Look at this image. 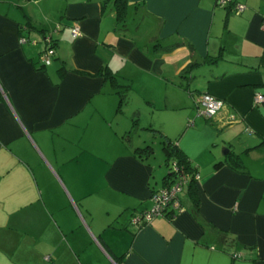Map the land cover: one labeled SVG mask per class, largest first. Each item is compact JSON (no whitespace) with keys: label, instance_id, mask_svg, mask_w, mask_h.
<instances>
[{"label":"crops","instance_id":"crops-1","mask_svg":"<svg viewBox=\"0 0 264 264\" xmlns=\"http://www.w3.org/2000/svg\"><path fill=\"white\" fill-rule=\"evenodd\" d=\"M126 1L122 25L114 0H0V264H264V0H238L239 14L216 0ZM55 27L42 66L38 29ZM104 67L147 100L148 128L180 136L197 214L185 188L172 218L130 222L164 175L133 155L123 134L143 117L117 118ZM159 88L167 108L188 106L168 129L153 123ZM200 93L225 102L213 118L183 105ZM223 147L244 172L214 168Z\"/></svg>","mask_w":264,"mask_h":264},{"label":"trees","instance_id":"trees-1","mask_svg":"<svg viewBox=\"0 0 264 264\" xmlns=\"http://www.w3.org/2000/svg\"><path fill=\"white\" fill-rule=\"evenodd\" d=\"M238 2H239L238 0H231L230 3H227L224 6L228 7L234 13H236L234 4ZM126 9H127L126 0H114V10H115L116 19L122 25H125V22L127 19ZM38 30H40L43 33L44 41H45V37L47 36L51 37V42L49 43V46L52 45L55 48L56 42H57L55 35L56 33H58V30H59L58 27H55L52 29H38ZM46 45L47 43L45 44V48L47 47ZM216 58L217 57H214V56H207L206 61L214 62L216 61ZM195 65H196V62L188 63L180 72V76L185 77V78L189 77V73L191 72V70L193 69ZM42 66H45V65L42 64ZM99 73L103 76L104 79H107L110 81L112 87L114 88V93L118 97L117 111H121L128 104L129 99H130V92L132 89L130 82H126V83L119 82L117 78V74L115 72H111V70L108 67L102 68ZM184 86L188 88L187 84ZM133 121H134V124L132 128L128 132L123 134V137L127 140L128 146L131 147L133 155L139 160L147 161L149 160V158L153 156L154 148L151 144L147 142L144 143L143 145L134 146V147L131 145V137L133 136V128H135L137 125V113L134 114ZM151 130L155 132L157 131L154 128H151ZM160 136H161V139H160L161 148H162V153L164 156V164L168 169V171L163 176V185L160 188H163V187L169 188L172 186L173 183L185 177L187 179V182L185 183L183 190L187 188V192L189 196L191 197L193 204H194L193 206L194 213L197 214L198 196H197V189H196V180L198 179H196L195 177L196 174L198 173L197 167L193 164L191 159L184 153V151L179 146L178 141H179L180 136L172 139L162 134L161 132H160ZM224 164L228 165L229 167L237 171H241V172L245 171V167H244L240 154L235 152L232 149H230L229 152L225 155L224 160L214 163V168L218 169ZM145 210L147 209L133 212L131 218L133 216H137L140 213H143ZM177 213L178 212L176 210H168L167 214L164 216L168 218H172ZM130 222H131V219H130ZM145 223L147 222H140L134 226L139 227ZM224 235L226 234L218 230L219 240L222 242L225 239Z\"/></svg>","mask_w":264,"mask_h":264},{"label":"built area","instance_id":"built-area-1","mask_svg":"<svg viewBox=\"0 0 264 264\" xmlns=\"http://www.w3.org/2000/svg\"><path fill=\"white\" fill-rule=\"evenodd\" d=\"M219 5H226L230 3L231 0H216ZM235 12L240 13L245 9V5L242 3L234 4ZM71 34L73 37L81 35L80 26L75 22L71 28ZM22 40H25L23 38ZM45 42L47 47L44 52L40 55V61L43 65H48L51 63L52 57L55 52V48L49 43L51 42V37H45ZM264 100V96L261 93H257L254 97L255 103H260ZM194 103L197 108V113L206 118H213L218 112L224 107L225 102L209 93H200L194 98ZM230 118L233 121L234 117ZM196 179H199L198 173L196 174ZM187 179L183 177L181 180L172 184L169 188H159L151 193L150 199L152 205L150 208L145 210L143 213L133 216L131 218V223L137 225L140 222H149L156 216H164L167 214L168 210H176L178 213L183 210L179 194L183 191Z\"/></svg>","mask_w":264,"mask_h":264},{"label":"rangeland","instance_id":"rangeland-1","mask_svg":"<svg viewBox=\"0 0 264 264\" xmlns=\"http://www.w3.org/2000/svg\"><path fill=\"white\" fill-rule=\"evenodd\" d=\"M117 74V73H116ZM118 77V75H117ZM119 81H123L124 78H122L121 76H119L118 79H120ZM123 79V80H122ZM131 84V83H130ZM186 85V84H184ZM133 87V86H132ZM133 91L135 92V88H132ZM132 91V92H133ZM160 92H158V94H156V99L152 100L153 107H154V119H153V123L156 125V123H159V126L163 127V128H170V126H172L175 122L178 121V119L183 116V118H185V114L188 110V106L187 107H183V108H170L173 106H170L169 108H167L165 106V102H163V95L165 93V90H163V88H159ZM114 92V90H113ZM136 94V93H135ZM135 94L131 93V98H130V103L128 106H125L121 111H119L117 118L119 120H121L123 122V120H125V116H127V119L129 120L130 117V112H132V110H134V108H136L137 111L141 112V115L143 117V122L142 124L136 125L135 128H133V139H134V144L137 145H143L144 141H147V143L151 144L154 148V154L151 157L153 161H155L157 163V167L159 169L162 170V172L160 173V175H164L168 169L164 164V156L162 153V148H161V136H160V132L163 130H158L157 128H154L155 130H157L156 132L151 130V128H148V123H149V118H150V114H149V110H148V104H147V100L143 99L140 100L139 99H134ZM138 95V94H136ZM185 103V102H184ZM132 104V105H131ZM155 105V106H154ZM185 105H190V107L195 110V103L194 100L193 102L191 101L190 104H183ZM132 106V107H131ZM134 106V107H133ZM140 107V108H139ZM132 109V110H131ZM151 110L153 108H150ZM197 109V108H196ZM182 118V117H181ZM138 121H140V117L138 118ZM143 126V127H142ZM158 127V126H156ZM121 129V128H119Z\"/></svg>","mask_w":264,"mask_h":264},{"label":"water","instance_id":"water-1","mask_svg":"<svg viewBox=\"0 0 264 264\" xmlns=\"http://www.w3.org/2000/svg\"><path fill=\"white\" fill-rule=\"evenodd\" d=\"M229 150H230V149H229L228 147H223V148H222V153H223V154H226L227 152H229Z\"/></svg>","mask_w":264,"mask_h":264}]
</instances>
